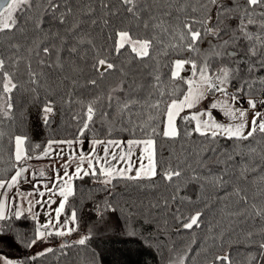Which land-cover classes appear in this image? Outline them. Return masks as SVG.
I'll return each mask as SVG.
<instances>
[{"label": "snow or ice", "instance_id": "obj_1", "mask_svg": "<svg viewBox=\"0 0 264 264\" xmlns=\"http://www.w3.org/2000/svg\"><path fill=\"white\" fill-rule=\"evenodd\" d=\"M98 4L104 13L100 19L92 18L97 9L90 3L80 7L71 0H42L37 6L36 0H0V34L14 32L21 17L38 8L36 17L29 19L42 37L32 42L27 56L16 54L20 44L11 45L12 55H0V117L13 118V93L24 86L18 67L22 60L28 81L34 86L40 85L44 72L33 69V58L41 69L63 70L67 64L74 73L66 77L73 89L81 86L79 77L84 72L76 61L89 63V50V71L95 78L87 79L88 87L98 88V81L119 73V78L100 94L75 101L81 106V113L74 116L79 125L75 139L49 140L42 154L34 157L26 136L9 137L11 152L0 175V222L29 216L35 221L39 213H34V208L46 206L49 218L36 227L28 246L53 235L67 236L77 230L69 226L77 220L76 209L69 205V198L75 195L74 181L93 177L109 195L115 189L114 182L156 188L157 181H163L171 191L151 208L170 213L185 230L200 228L204 215L201 210L185 215L176 206L192 202L191 197L181 195L188 183L201 188L205 183L231 187L224 198L235 197L237 210L229 215L264 223V175L259 182L248 179L264 168V0H119L115 11L105 0H98ZM122 13L135 22V30L113 25L112 17ZM85 16L91 18L87 21L91 25L110 30V49L97 47L94 38L83 32ZM46 19L60 27L45 31ZM113 57L124 59L117 64ZM133 64L148 68L149 83L130 77L126 69ZM72 100L70 92L68 102ZM53 111V102L48 101L44 112ZM97 121L105 127L107 135L103 138L96 135ZM86 134L91 135L87 152L83 147ZM4 135L0 131V137ZM193 137H199L200 144L196 148L188 144L183 159L176 157L175 164L172 157L166 161L158 155V141L176 144ZM220 141L231 142V151ZM237 157L244 162L238 166V183L233 184L231 169ZM34 158H58L63 163L59 168L49 165L53 169L49 178L44 168L36 169L29 163ZM210 158L223 166L218 174L213 173ZM23 182L33 183V191H20ZM244 184L254 185L255 191L250 193ZM66 206L71 207V213L61 224ZM117 210L124 211L105 200L98 206V215ZM4 231L0 228V235ZM127 234L136 236L137 232L131 229ZM257 235L264 237V227L245 233V239L258 250L248 254L247 264H264V239L257 241ZM90 238L91 232L72 243L85 245ZM219 239L223 241V232ZM190 250L186 248L184 255L169 264H188ZM52 251L47 248L31 259ZM230 256V252L217 254L210 264H232ZM3 264L26 262L4 258Z\"/></svg>", "mask_w": 264, "mask_h": 264}, {"label": "trees", "instance_id": "obj_2", "mask_svg": "<svg viewBox=\"0 0 264 264\" xmlns=\"http://www.w3.org/2000/svg\"><path fill=\"white\" fill-rule=\"evenodd\" d=\"M41 2L42 0H36V5L39 6ZM71 2L74 6L79 5L80 7H85L90 3L97 9V15L92 18L100 19L104 15L99 8L98 0H71ZM105 2L112 5L113 11L120 7L119 0H105ZM37 10L29 13L28 16H22L20 26L14 32L0 34V55H12L11 45L20 44L22 47L16 54L27 56L26 50L32 47V42L42 39L41 34L34 30V25L29 19V17H36ZM84 19L86 23L83 26V32L88 33L90 38H94L97 47L110 49L112 42L107 38L110 30H101L99 25H91L87 22L91 18L87 16ZM112 23L117 27L132 26L135 30V22L123 13L120 16H113ZM229 23L234 22L229 21ZM59 27L45 20V31L49 28L55 31ZM60 30L63 31V29ZM113 59L119 64L124 57H113ZM90 60L91 50H89V63L76 61L84 72L79 77L81 86L75 89L66 79L74 75L67 64L63 70L41 69L36 59L33 58V69L44 72L40 85L34 86L28 81L26 62L21 61L18 66L19 79L24 86L13 93V118L8 120L0 117V131L5 133L3 137H0V175L7 167L5 161L11 152L10 136H26L27 146L33 156H38L49 140L76 138L79 125L74 120V116L81 113V106L75 101H86L100 94L119 78V73H112L106 79L98 81V88L88 87L87 79L95 78V74L89 71ZM126 70L130 77L135 78L138 83L150 82L148 68L133 64ZM34 87L35 92L32 91ZM70 92L73 97L71 103L68 102ZM48 101L53 102L54 108L50 115L44 112ZM95 132L101 138L107 135L105 127L99 121H97ZM121 135L126 136L127 134ZM90 138L91 135L86 134L84 139L88 141ZM181 143L185 145V148L180 147ZM220 143L231 151V142L220 141ZM188 144L196 148L200 144V138L193 137L192 141H181L176 144L158 141V155L162 154L166 161L172 157L175 164L176 157L183 159L184 153L188 151ZM35 145L40 147L35 148ZM243 162L241 157H237L236 165L231 169L230 179L233 184L238 183V166ZM208 163L214 174H218L223 167L216 165L214 158H210ZM257 163H260L259 160ZM200 175L206 176L207 173L201 172ZM261 175H264V168L259 174L249 175L248 179L249 181L255 179L259 182ZM114 183L115 189L109 195V192L93 177L75 180V195L69 198V205L77 212L75 224L77 230L64 237L51 236V239L59 241L58 245L52 248V252L37 256L35 260L31 259L36 255L32 254V246L29 247L28 244L34 238L38 226L37 221L29 216L7 223L0 222V228L5 230L4 234L0 235V254L11 260L25 261L26 264H169L171 260L184 255L185 249L188 248L191 249L187 253L188 264H210L213 256L223 252H230L232 264H247L248 254H255L258 251L245 239V233L257 232L264 227V223L259 220L244 221L229 215V212L237 210L235 197L224 198L225 192L232 191L231 187L222 189L205 183L201 188L196 183H188L181 195L191 197L192 202L178 203L176 206L180 207L185 215H190L197 210L203 211L204 215L201 218L200 228L194 226L191 230H185L180 228V224L170 213L151 208V204L157 203L162 195H167L171 191L163 181L158 180L156 188H146L125 182ZM242 186L250 193L255 191L254 185L244 184ZM105 200L111 201L113 206H118L124 211H104L102 216L98 215V206ZM71 207L66 206L65 217L70 216ZM209 228L213 231L210 232ZM131 229L137 232L136 236L127 234ZM89 232H91V238L85 245L72 243L75 240L69 237L71 235L85 236ZM221 232L224 233L223 241L219 239ZM254 238L257 241L264 239L259 235ZM66 243L69 246L61 247ZM222 244L223 247H221Z\"/></svg>", "mask_w": 264, "mask_h": 264}, {"label": "crops", "instance_id": "obj_3", "mask_svg": "<svg viewBox=\"0 0 264 264\" xmlns=\"http://www.w3.org/2000/svg\"><path fill=\"white\" fill-rule=\"evenodd\" d=\"M83 147L86 148V149H88V148L90 149L91 145L88 143L87 140H85V143H84ZM41 154H42V152L39 155H41ZM64 158L66 160L68 157L65 155ZM56 159L57 158H53V159H48V158H39V159H37V158H34L29 163L36 169L44 168L45 169V173H46V177L50 178L51 175H49V174L53 172V169L51 167H49V165H53L55 167L56 166ZM58 160L63 163L62 160H60V159H58ZM48 181L49 180H45L44 182H48ZM31 184H33V183L23 182V183H21L19 190L22 191V192H25V193L31 192V191H33V189H31L29 187V185H31ZM35 198H39V197H35ZM45 199H46V197H45ZM52 207L54 208V207H56V205H52ZM46 212H47V207L46 206L44 208H41L40 206H36L34 208V213H39V215L37 216V220H36L37 221V225L44 224L48 220L49 217L46 215ZM67 219H68V217H65L64 214H62L60 223L64 224ZM75 224H76V222H75ZM75 224H71L70 223L69 226L75 227ZM49 231H54V229L50 228ZM56 237H61V236H56ZM4 258H7V257H5L4 255L0 254V264H3V259Z\"/></svg>", "mask_w": 264, "mask_h": 264}, {"label": "rangeland", "instance_id": "obj_4", "mask_svg": "<svg viewBox=\"0 0 264 264\" xmlns=\"http://www.w3.org/2000/svg\"><path fill=\"white\" fill-rule=\"evenodd\" d=\"M242 106L243 107H247V104L246 103H243V101H242ZM46 115H50V113H48V114H46ZM66 151H67V149H65ZM84 150H85V152H87L88 150H89V148L88 149H86V148H84ZM67 156V155H66ZM35 157V156H34ZM62 164V162H60L59 160H58V158L56 159V166H55V168H59L60 167V165ZM49 175H51V177H53V172L52 173H50ZM50 177V178H51ZM49 183H50V181H48ZM29 187L31 188V189H33V184H31V185H29ZM41 230H43V229H41ZM69 237H71L72 239H74L75 241H77V240H79L81 237H83V236H73V235H71V236H69ZM75 237V238H74ZM58 242L59 241H57V240H53V239H51L50 237H48L47 239H45V240H42V241H38L35 245H32V254L33 255H36L37 253H39V252H41V251H44L45 249H47V248H53L54 246H56V245H58Z\"/></svg>", "mask_w": 264, "mask_h": 264}]
</instances>
